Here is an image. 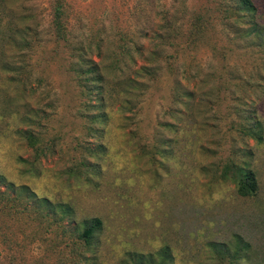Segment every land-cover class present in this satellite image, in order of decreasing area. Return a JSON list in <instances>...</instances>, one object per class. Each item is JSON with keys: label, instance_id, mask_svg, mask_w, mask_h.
Masks as SVG:
<instances>
[{"label": "rangeland", "instance_id": "rangeland-1", "mask_svg": "<svg viewBox=\"0 0 264 264\" xmlns=\"http://www.w3.org/2000/svg\"><path fill=\"white\" fill-rule=\"evenodd\" d=\"M255 1L264 21V0ZM53 2L11 0L13 22L20 28H46ZM183 2L189 11L212 13L219 0H65L71 37L85 48L99 36L116 48L121 37L114 33L121 32L130 35L128 40L140 38L147 48L153 37L150 31L162 13ZM21 13L28 17L22 19ZM215 23L213 42L235 50L219 22ZM140 31L148 34L147 39L141 38ZM51 48L27 54L0 41V85L8 86L12 77L3 71L4 62L16 67L26 62L33 71L31 88L37 90L32 102L42 101L43 107L57 95L62 112L43 129L35 128L41 132L40 149L54 144V152L45 148L41 158L13 134L17 120L0 119V172L12 184L1 185L7 193L0 198V264H87L86 258L93 256L98 259L96 264H124L126 252L155 254L164 243L172 247L174 264H264V141L247 140L237 131L236 125L247 119H231L228 101L206 107L196 99L190 111L194 119L188 114L182 117L178 133L192 145L178 151V159L168 160L164 167V154H155L154 147L164 140V128L156 132L159 124L170 119L166 112L173 75L164 72L163 66L135 117L117 105L110 107L104 139L99 142L106 151L95 159L87 157L83 144L95 145L100 139L96 141L98 137L88 132L91 124L86 119L73 116L82 100L65 72L66 54L62 51L51 59ZM195 54L181 56L180 79L183 85L197 89L195 76L202 64L217 65L221 59L206 47ZM92 57L100 60L94 53ZM233 60H237L235 55ZM137 62L138 67L144 64L140 58ZM42 77L46 82L39 87L37 81ZM257 105L264 123V99ZM215 113L218 119L213 118ZM243 140L254 153L252 167L260 183L258 194L251 198L239 196L235 184L223 180L219 171L224 159L243 146ZM19 156L36 161L35 165L19 162ZM86 157L99 163L100 176L90 178L92 171L80 164ZM44 198L67 205L74 214L47 209L39 204H44L39 202ZM96 217L102 219L104 229L97 245L88 248L79 236L84 230L81 222Z\"/></svg>", "mask_w": 264, "mask_h": 264}, {"label": "trees", "instance_id": "trees-1", "mask_svg": "<svg viewBox=\"0 0 264 264\" xmlns=\"http://www.w3.org/2000/svg\"><path fill=\"white\" fill-rule=\"evenodd\" d=\"M21 14L22 19L28 17L25 13ZM12 15L15 16V9L11 7V0H0V41H7L27 54L36 49L45 51L52 45L50 49L52 54L49 57L51 59L53 56H59L62 51L66 54L65 72L72 77L82 100L81 106L73 116L77 119H86L91 124L87 126L88 132L93 134V137H98L96 141L100 139L95 145L89 142L83 144L82 149L87 157L95 159L106 151L105 144L99 142L104 139L110 107L117 105L120 111L125 114L130 112L135 117L137 108L139 110L151 88L150 84L160 78L163 66L164 72L173 75L170 107L166 112L170 119L159 124L156 132L160 133L164 128V140L160 139L154 147L155 154L161 156L164 154V167H167L168 160L178 159V151L192 145V143L188 144L187 140H182V137L179 138L178 133L181 131L182 117L188 114L194 119L195 114L190 111L192 104L198 98L200 103H206V107L208 104L217 105L221 101H228L227 107L230 110L228 115L232 116L231 119H247V122L241 121L236 125L237 131L246 136L247 140L263 143L264 123L260 120L262 118L259 115L257 102L264 99V21L255 0H219L216 10L212 13L210 10L202 9L189 11L186 2L179 4L178 7L174 4L162 13L160 21L150 31L153 37L149 38L147 48L140 38L128 40L130 35L124 32L114 33L121 37L117 41L116 48L110 47V41L100 36L93 45L85 48L81 41L75 42L71 37L65 0H54L52 3L51 21L47 29L41 26L20 28L13 22ZM216 21L227 33L228 40L235 45V50L213 42L212 35L216 30ZM138 34L141 38L147 39V33L140 31ZM43 35L48 37L44 39ZM203 47L221 60L217 65L204 62L200 72L195 76L197 89L190 88L183 85L180 79L183 78L180 58L184 54L193 52L197 56ZM93 53L100 59L99 61L92 57ZM233 55L237 60L231 62ZM138 58L143 59L144 62L139 67ZM22 63L23 65L16 67L13 63L4 62L2 67L3 71L7 74L11 73L12 77L8 86L0 85L2 102L0 119L17 120L18 126L13 129V134L25 141L35 156L41 158L46 155L45 148L54 152V144H47L40 149L41 132L36 133L35 128L43 129L49 119L58 118L62 114L60 101L55 95V99L50 100L43 107L40 106L42 101L32 102L37 93L36 89L31 88L33 71L26 62ZM206 69L208 70L204 73ZM189 73L185 76L187 81L191 76ZM45 82V78L42 77L37 84L40 87ZM183 107L186 110L184 114H182ZM213 118L218 119L216 113ZM167 133H175V136H169ZM242 145L221 163L220 177L225 181L233 182L239 196L251 198L258 194L260 183L252 167L254 153L248 148L247 141L243 140ZM239 154L241 157H238ZM87 157L81 159L80 164L86 170L92 171L90 178L100 176L102 170L99 163ZM18 161L30 163L32 166L36 162H30L21 156L18 157ZM31 169L36 170V168ZM3 184L12 186L7 184L6 176L0 172V198L7 193L1 191ZM23 189L26 190L27 187ZM39 202L44 203L39 204L47 209L58 208L65 214H74L72 208L67 205L53 203L46 198L40 199ZM81 224L84 226L83 232L79 234L81 241L88 248L96 246L104 229L102 219L91 218ZM124 257V264H174L175 262L172 247L168 243H164V248L155 254L128 251ZM86 259L87 264L98 262L95 256Z\"/></svg>", "mask_w": 264, "mask_h": 264}]
</instances>
